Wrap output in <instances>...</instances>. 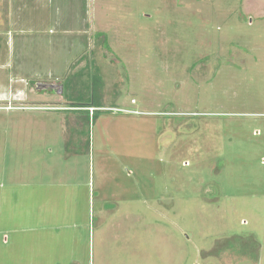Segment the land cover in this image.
Wrapping results in <instances>:
<instances>
[{"label":"rangeland","instance_id":"rangeland-1","mask_svg":"<svg viewBox=\"0 0 264 264\" xmlns=\"http://www.w3.org/2000/svg\"><path fill=\"white\" fill-rule=\"evenodd\" d=\"M0 264H264V0H0Z\"/></svg>","mask_w":264,"mask_h":264},{"label":"water","instance_id":"water-1","mask_svg":"<svg viewBox=\"0 0 264 264\" xmlns=\"http://www.w3.org/2000/svg\"><path fill=\"white\" fill-rule=\"evenodd\" d=\"M37 86L39 88H53V89H56L59 85L57 84H51V83H38ZM61 87H60V91H61Z\"/></svg>","mask_w":264,"mask_h":264},{"label":"crops","instance_id":"crops-1","mask_svg":"<svg viewBox=\"0 0 264 264\" xmlns=\"http://www.w3.org/2000/svg\"><path fill=\"white\" fill-rule=\"evenodd\" d=\"M12 6H13V4L10 2V3H9V7L12 8Z\"/></svg>","mask_w":264,"mask_h":264},{"label":"trees","instance_id":"trees-1","mask_svg":"<svg viewBox=\"0 0 264 264\" xmlns=\"http://www.w3.org/2000/svg\"><path fill=\"white\" fill-rule=\"evenodd\" d=\"M95 106H97V107H100V105H99V104H97V105H95ZM96 111H97V110H96ZM95 113H96V112H95ZM95 113H94V114H95Z\"/></svg>","mask_w":264,"mask_h":264}]
</instances>
